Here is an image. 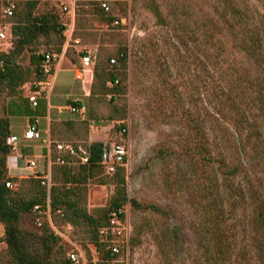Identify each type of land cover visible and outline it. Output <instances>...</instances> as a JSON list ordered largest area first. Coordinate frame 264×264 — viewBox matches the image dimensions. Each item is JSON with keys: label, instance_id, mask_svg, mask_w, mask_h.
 Wrapping results in <instances>:
<instances>
[{"label": "trees", "instance_id": "trees-1", "mask_svg": "<svg viewBox=\"0 0 264 264\" xmlns=\"http://www.w3.org/2000/svg\"><path fill=\"white\" fill-rule=\"evenodd\" d=\"M43 1L48 3L46 0L17 2L15 14L9 19L12 49L9 53L0 52V97L4 92L13 99L19 97V87L29 81L30 70L18 60L25 51L30 53L35 75L32 89L45 78L41 67L45 55L62 53V44L55 49L51 42L54 35L62 39L67 36L69 15L62 10V4L48 3L40 8ZM81 6H87L90 14L107 25L121 27L114 25L121 18L106 12L96 0L77 2L76 21ZM150 6L162 18L161 6L155 1ZM216 14L211 30L206 28L202 36H196L197 29L191 26L189 14L167 20L168 24L178 22L175 36L178 46H173L174 51L169 47L167 55L173 51L175 64L172 59L166 67L170 74L173 68L181 72L185 66L180 63L198 59L197 74L188 79L198 89L199 96L205 95L215 110L211 114L199 105L196 111L184 108L182 112L189 137L186 143L199 156L196 169L207 241L205 262L264 264V189L254 183L245 161L251 156L264 178V0H218ZM42 41L50 49L41 50ZM128 56L121 52L115 58L114 65L119 62L124 75L128 70ZM52 64L55 66L57 59ZM95 75L97 80L103 76V91L108 94L114 88L105 85L119 82L114 70L95 71ZM162 78L169 82L166 76ZM10 115L7 110L0 113V230L9 256L7 264H76L70 259L66 243L50 226L48 208L54 223L85 229L89 243L96 250L94 264H124L122 253L113 252L111 232L106 235L103 230L110 225L112 212L125 219L124 207L131 201L127 192L126 160L112 174L116 190L107 206L91 213L86 205V185L106 170L102 152L108 144L88 145L85 164L59 158L64 163L56 167L53 164L48 188L40 178L10 176L7 159L14 152V146L7 143L12 136ZM237 132L243 136L241 144L235 137ZM10 181L13 188L6 186ZM35 206L42 209V226L36 225ZM151 209L159 210L153 206ZM25 217H30L36 226L25 228ZM178 236L175 232V237Z\"/></svg>", "mask_w": 264, "mask_h": 264}, {"label": "rangeland", "instance_id": "rangeland-1", "mask_svg": "<svg viewBox=\"0 0 264 264\" xmlns=\"http://www.w3.org/2000/svg\"><path fill=\"white\" fill-rule=\"evenodd\" d=\"M123 1L126 3H121ZM153 1L161 6L162 18L150 10ZM5 2L0 0V23L3 25L10 22L2 14ZM46 2L49 4L43 1L39 7L44 8L45 4L57 6L63 1ZM217 5L218 0H113L111 12L131 23L122 28L107 25L99 17L90 14L87 6H81L78 9L75 36L62 39L54 35L51 42L56 49L61 44L64 47L69 41L66 53L68 59L81 61V56L89 52L96 61L94 71L114 70L119 80L115 85H105L114 88L108 94L103 91V76L98 80L93 78L95 81L91 85L89 97L92 110H88L87 117L101 133L103 128L110 126L105 129L106 136L100 135L106 144H124L128 151L127 192L131 201L124 207L126 228L118 237L124 264H207L204 259L207 243L203 228L204 214L200 207L196 169L199 156L186 143L189 137L182 112L184 108L196 111L199 105L211 114L215 110L205 95L199 96L198 89L188 79L190 75L193 77L197 74L200 67L198 59L180 63L185 66L186 73L174 69L173 64V73L167 70L166 63L169 60L174 59L175 64L173 46H178L175 37L178 22H166L189 14L191 26L197 29L196 36H202L212 28L211 21L217 16ZM41 43V50L50 49L45 42ZM169 47H172L173 57L167 55ZM2 49L9 53L11 43H6ZM121 52L129 54L125 75L120 71L119 62L116 65L111 62ZM29 56L30 53L25 51L18 59L30 73L29 81L19 87V97L16 98L26 95L35 81ZM68 75L74 79V73ZM63 76L61 72L57 86ZM163 76L169 78V82L166 83ZM12 100L6 92L1 95L0 113L6 111ZM72 102L70 100L68 104ZM235 137L238 143L243 142V136L238 132ZM160 149L166 151L161 153ZM28 159L32 160L30 157ZM245 161L254 183L264 189L263 174L254 164L255 161L251 156L246 157ZM43 171H46L45 167ZM86 188V205L91 213L105 208L116 190L112 174L105 169L95 180H90ZM151 206L159 210L155 211ZM41 220L44 222L43 217ZM54 225L60 232L56 233L66 243L68 253L83 255L88 264L97 261L95 247L89 243L83 227L74 228L67 223ZM23 226L31 229L36 225L30 217H25ZM175 232L179 234L177 238ZM8 261L6 246L3 245L0 264H7Z\"/></svg>", "mask_w": 264, "mask_h": 264}, {"label": "crops", "instance_id": "crops-1", "mask_svg": "<svg viewBox=\"0 0 264 264\" xmlns=\"http://www.w3.org/2000/svg\"><path fill=\"white\" fill-rule=\"evenodd\" d=\"M78 41V40H77ZM69 44V41L67 42ZM69 46V45H68ZM66 45L62 49L61 56L54 67L53 76H45L41 81V89L44 91L39 96L38 105L34 107L26 95L15 98L7 106L6 110L11 113L10 123L12 136H17L19 141L14 146V152L8 157L7 165L10 176L26 179L31 177L50 176L52 178V164H59V158H69L76 162L79 157L72 156L68 150H59L58 144L71 146L78 151H88L87 146L93 143H104L106 140L100 138V135L106 136L105 129L101 131L95 129L93 121L87 117L90 109L89 97L91 95V85H94L96 61L93 56L87 52L83 56L91 57V64L85 66L82 57L79 60L68 59ZM63 72L59 86L57 81L59 74ZM74 73V79L68 75ZM97 79V78H96ZM58 88V92L56 89ZM79 102V105L85 106V114L72 112L68 104L69 101ZM55 103V104H54ZM57 111V112H56ZM33 123L41 136L49 140V143L41 139H26L25 132ZM18 129V131H17ZM84 142L87 144L85 145ZM32 158L29 160L28 158ZM80 161V160H79ZM35 162L33 170L28 168L29 163ZM37 166L40 168L37 170ZM43 167L46 171H43Z\"/></svg>", "mask_w": 264, "mask_h": 264}, {"label": "built area", "instance_id": "built-area-1", "mask_svg": "<svg viewBox=\"0 0 264 264\" xmlns=\"http://www.w3.org/2000/svg\"><path fill=\"white\" fill-rule=\"evenodd\" d=\"M62 1H63L62 10L66 12L70 18V24L68 26L67 36H69V38L71 39L75 31L76 7H77L78 0H62ZM96 1H98L101 4L102 8L106 12H111V1L113 0H96ZM16 9H17V0H6L4 6L2 7L3 17L5 19L12 18L15 14ZM114 25L115 26H130L131 23L128 22L126 18H121V19L114 21ZM10 27H11L10 24L3 25L2 23H0V52H4V50L2 49V46L9 42V36H10V31H11ZM75 42L77 43L78 41L76 40ZM68 45L69 44L67 43L66 49ZM60 56L61 54L59 56H56L51 53H47L45 55V59L43 60L42 65H41L42 72L45 76H53V71H54L55 66H53L52 62L56 59L58 62ZM82 62L85 66H89L91 64V57L89 55L83 56ZM111 62L115 64L116 59L115 58L112 59ZM41 85H42V82H38L35 85V89H32V87H30L29 89L28 97L34 107L38 105L39 96H42V93L44 92L40 87ZM69 108L71 109L72 112H80L82 114H85L87 111L85 106L77 105V102H75L74 104L72 103L69 106ZM24 137L26 139H41L44 142L49 143V140H46L41 136L36 123H33L29 126L28 130L25 132ZM18 141H19V138L17 136H11L8 138L7 143L9 145L15 146ZM57 148L59 150L66 149L69 151V153L72 156L79 157V160L82 164H85L88 162V152L86 151H83V150L78 151L77 149H74L71 146H65L63 144H58ZM127 154H128V151L124 144H114L113 146L106 145L102 152V162L105 165L107 172L110 174H113L116 171L117 166L123 164V162L126 160ZM59 162L64 163L63 160L61 159H59ZM35 166H36L35 162H31L29 163L28 168L33 170ZM35 178H40L41 180H43L44 185H46L48 188L51 187L50 176L36 175ZM6 186L8 188H13L14 184L10 181L6 183ZM33 211L38 215L36 219V225L42 226V220L40 217L43 213L42 209L40 208V206H35ZM47 216H48V220L50 222V226L52 227V229H54L55 232L60 234L58 228L55 227L52 221L49 208H48ZM125 228H126L125 220H122L118 216L117 212H112L110 215V225L106 229L103 230V233L108 235L109 232H111V236L113 239L112 240L113 241V252L116 254L121 253V246L118 243V237L122 235ZM3 245H5V243L2 240V234L0 230V250L2 249ZM126 245H127V248L129 249L130 247L129 242H127ZM70 259L76 264H87L86 258L83 255H80L76 252L70 253Z\"/></svg>", "mask_w": 264, "mask_h": 264}]
</instances>
